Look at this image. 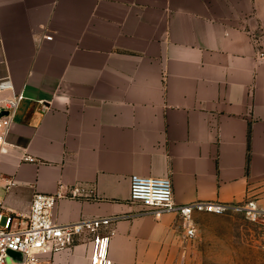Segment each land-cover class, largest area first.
Masks as SVG:
<instances>
[{"label":"crops","instance_id":"crops-1","mask_svg":"<svg viewBox=\"0 0 264 264\" xmlns=\"http://www.w3.org/2000/svg\"><path fill=\"white\" fill-rule=\"evenodd\" d=\"M5 76L23 93L0 146L8 210L27 215L35 192L61 191L60 223L134 213L135 174L171 177L178 203L264 210V0H0ZM180 224L120 219L113 264H169ZM90 254L81 242L41 264Z\"/></svg>","mask_w":264,"mask_h":264},{"label":"built area","instance_id":"built-area-1","mask_svg":"<svg viewBox=\"0 0 264 264\" xmlns=\"http://www.w3.org/2000/svg\"><path fill=\"white\" fill-rule=\"evenodd\" d=\"M22 97L23 93L15 89L11 76L0 77V146L5 143ZM25 159H29V156L26 155ZM83 192L84 188L77 184L72 187L70 195L78 196ZM64 195L61 191L35 192L27 215L14 213L0 202V264H7L9 250L23 252L27 258L26 264H41L42 257L52 256L81 242L91 244L90 264H113L109 255L113 226L120 219L135 215L159 218L165 213H175L183 220L189 238L196 235V213L225 214L240 211L254 219L264 215V210L251 198L243 203L213 200L178 203L169 176L133 175L129 201L142 209L130 214H112L60 223L54 218L53 210Z\"/></svg>","mask_w":264,"mask_h":264},{"label":"rangeland","instance_id":"rangeland-1","mask_svg":"<svg viewBox=\"0 0 264 264\" xmlns=\"http://www.w3.org/2000/svg\"><path fill=\"white\" fill-rule=\"evenodd\" d=\"M195 222L196 235L189 238L180 218L169 264H264V215L254 219L240 211L202 212Z\"/></svg>","mask_w":264,"mask_h":264},{"label":"water","instance_id":"water-1","mask_svg":"<svg viewBox=\"0 0 264 264\" xmlns=\"http://www.w3.org/2000/svg\"><path fill=\"white\" fill-rule=\"evenodd\" d=\"M9 254H10V256H16L17 255V256H20V258H21L23 253L20 251L9 250Z\"/></svg>","mask_w":264,"mask_h":264}]
</instances>
